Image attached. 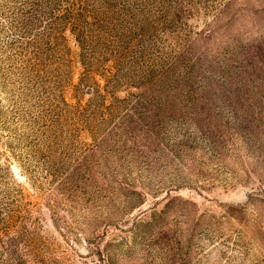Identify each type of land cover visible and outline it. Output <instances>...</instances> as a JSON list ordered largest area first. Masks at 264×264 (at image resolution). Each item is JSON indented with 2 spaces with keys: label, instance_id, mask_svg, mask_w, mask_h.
<instances>
[{
  "label": "rangeland",
  "instance_id": "374dc122",
  "mask_svg": "<svg viewBox=\"0 0 264 264\" xmlns=\"http://www.w3.org/2000/svg\"><path fill=\"white\" fill-rule=\"evenodd\" d=\"M0 264H264V0H0Z\"/></svg>",
  "mask_w": 264,
  "mask_h": 264
}]
</instances>
